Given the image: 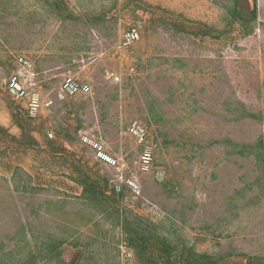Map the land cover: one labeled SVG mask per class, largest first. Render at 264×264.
<instances>
[{
	"label": "rangeland",
	"instance_id": "rangeland-1",
	"mask_svg": "<svg viewBox=\"0 0 264 264\" xmlns=\"http://www.w3.org/2000/svg\"><path fill=\"white\" fill-rule=\"evenodd\" d=\"M52 1L0 0V264L20 263L49 237L59 256L31 264H67L83 248L82 264L154 263L138 257L113 213L87 205L76 159L109 193L124 186L122 213L150 235L141 247L151 257L169 246L222 264L264 257V0L256 22L245 0ZM132 25L139 37L124 43ZM19 54L37 71L33 117L5 87ZM67 73L90 90L64 93ZM133 121L145 128L141 143ZM260 136L261 158L244 146ZM157 235L171 242L152 244Z\"/></svg>",
	"mask_w": 264,
	"mask_h": 264
},
{
	"label": "trees",
	"instance_id": "trees-1",
	"mask_svg": "<svg viewBox=\"0 0 264 264\" xmlns=\"http://www.w3.org/2000/svg\"><path fill=\"white\" fill-rule=\"evenodd\" d=\"M255 1L253 0V4L251 5L249 3V0H245L246 2V8L250 13L249 20H253L256 22L257 20V9L255 6ZM54 3H59L60 0H53ZM264 24V22L262 23ZM38 89H39V83H38ZM72 95V94H71ZM19 122L18 124L22 126L20 123H22V120L17 119ZM49 135L51 134L48 132ZM24 139V138H22ZM34 138L29 135V138H26L25 140H20L24 147L28 146V144H32ZM84 142V141H83ZM50 144H53V140H50ZM88 147L90 145L86 142H84ZM263 145V140L261 136L259 139L254 143H246L244 146L248 147L249 150H253L252 148L257 147L256 155L261 158V147ZM243 146V147H244ZM91 148V147H90ZM57 150V149H56ZM241 151V149L239 150ZM251 152V151H249ZM67 158H64V160ZM100 159V158H99ZM103 160V159H102ZM74 168L77 171V176H75L76 180L82 183V192L80 195H82L87 203V205L94 206L95 211L97 212H105V213H113L116 217V221H121L125 227V235L127 238V242L129 245H131L135 250L139 258L141 259H152L154 263L152 264H222L217 260L215 257H212L209 254L197 252L192 248V246L188 247H181L175 252H172L169 249H166L163 251L165 254L161 255L160 258H154L151 257L152 250L150 248H143L141 247V244H148V240L151 238L150 235H147L144 233L143 229L138 230L137 223L135 221H132L131 217H128V215H124L121 210L120 206V200L123 196L124 186L116 187V184H113V187L110 191L108 189H105L100 185L98 182L99 179L97 178L98 175L94 174V171L91 170L90 167L87 166L86 163L81 162L80 159H76L74 162ZM66 198L64 195L61 197H45L44 201L46 202V206H50L51 204L58 203L59 205H62L66 202ZM136 225V227L134 226ZM153 238V237H152ZM162 240V242L165 245H169L170 239L164 236L157 235L156 238H154V241L152 244H154L157 241ZM183 246V245H182ZM149 249V250H148ZM54 256H59V250H58V243L53 242L52 239L49 237L43 242L41 241V244L39 247H37L36 250L33 251V249H30L28 253L26 254V257H24L20 263L18 264H31L32 262H36L38 258L40 260H45L49 262ZM146 256V257H144ZM88 258L90 255L84 254V248L80 249V252L78 255H76L72 260L69 262H65L67 264H82L81 258ZM87 259V260H88ZM150 259V260H151ZM87 260L84 261V264H89ZM147 263L151 264L150 261ZM243 264H264V257H261L257 254L255 255H248L247 259Z\"/></svg>",
	"mask_w": 264,
	"mask_h": 264
},
{
	"label": "built area",
	"instance_id": "built-area-1",
	"mask_svg": "<svg viewBox=\"0 0 264 264\" xmlns=\"http://www.w3.org/2000/svg\"><path fill=\"white\" fill-rule=\"evenodd\" d=\"M123 42L129 43L139 37L138 27L132 25L127 28L123 35ZM16 69L13 70L5 80V87L9 95L17 100H24L25 110L29 116H36L41 109L42 100L38 89L37 71L29 57L19 54L15 57ZM60 88L64 93L75 94L77 92H88L90 84L80 76L67 73L62 77ZM128 130L138 142L145 140V128L140 123L133 121L129 124ZM82 141L88 143L95 151L97 157L108 159L105 153L103 142L100 139L91 137L88 134L81 135ZM142 164L145 165L151 160V151L145 148L141 153Z\"/></svg>",
	"mask_w": 264,
	"mask_h": 264
},
{
	"label": "crops",
	"instance_id": "crops-1",
	"mask_svg": "<svg viewBox=\"0 0 264 264\" xmlns=\"http://www.w3.org/2000/svg\"><path fill=\"white\" fill-rule=\"evenodd\" d=\"M263 117H264V112H263Z\"/></svg>",
	"mask_w": 264,
	"mask_h": 264
}]
</instances>
